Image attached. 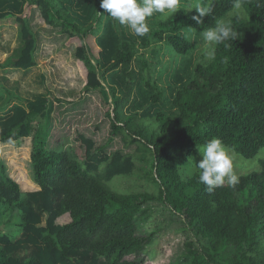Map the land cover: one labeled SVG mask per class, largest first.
Wrapping results in <instances>:
<instances>
[{
  "label": "trees",
  "instance_id": "trees-1",
  "mask_svg": "<svg viewBox=\"0 0 264 264\" xmlns=\"http://www.w3.org/2000/svg\"><path fill=\"white\" fill-rule=\"evenodd\" d=\"M233 4L212 0L211 14L199 25L191 19L198 15L196 10L180 9L159 22L138 46L110 21L97 36L104 11L100 0H0V21L14 18L23 45L0 69L29 71L37 66V38L24 15L26 7H35L46 25L58 28L75 45V59L84 73L83 92L107 84L111 100L105 112L110 138L97 149L91 139L78 135L70 147L49 150L44 97L27 101V109L19 108L11 123L0 128L3 145L31 138L29 159L38 187L23 194L0 159V226L16 224L20 230L13 238L0 234V264H131L124 259L140 253L148 242L136 235L135 219L151 202L163 203L182 217L183 228L194 239L185 246L186 264H264V160L260 172L240 176L235 188L225 182L211 193L198 182L199 172L183 181L177 164L180 156H195L197 148L213 138L246 160L264 149V0H241L246 18L234 16L229 22L238 31L237 40L228 41L227 47L218 45L208 64L176 75L167 110L158 104L162 96L164 100L162 89L142 78L154 90L151 108L143 110L142 117L153 119L155 130L135 123V111L143 107L138 102L133 114L124 116L118 96L128 82L122 74L131 64L139 61L145 67L140 48L164 44L171 54L189 57L196 45L186 34L214 27L234 10ZM90 37H97V49ZM138 93L146 103L147 94L140 88ZM118 136L123 148L135 146L134 154L105 152ZM139 153L140 162L150 165L146 176L157 194L112 191L107 183L130 176ZM43 214L47 218L39 226ZM66 214L69 222L57 225ZM218 243L231 244L234 258L221 260Z\"/></svg>",
  "mask_w": 264,
  "mask_h": 264
},
{
  "label": "rangeland",
  "instance_id": "rangeland-1",
  "mask_svg": "<svg viewBox=\"0 0 264 264\" xmlns=\"http://www.w3.org/2000/svg\"><path fill=\"white\" fill-rule=\"evenodd\" d=\"M211 1L181 0L180 9L195 10H189L188 5L194 7L199 3L208 6ZM24 15L29 19L31 29L37 38L35 53L37 66L29 71L0 69V128L11 123L19 108L27 109V101L44 97L48 101L49 150H64L70 147L75 144L78 135L91 139L95 149L104 146L110 138L109 122L105 117L106 110H110V106L106 103H111L107 94V84H102L99 91L85 94L83 92L84 73L78 67L75 59V45L70 43L67 36L61 34L58 28L46 25L35 7H26ZM234 16L246 18L242 8L239 10L234 8L221 21L229 23ZM107 21L114 24L125 36L135 39L137 45L140 46L142 38H146L152 30L156 29L159 22L165 21V19H161L160 14H154L153 17L147 18L149 33L144 37H136L131 35L126 27L119 25L117 21L108 16L107 11L104 10L102 27H100L97 36H100ZM186 37L196 45V50L186 58L171 54L164 44H154L145 50L139 49V55L144 56L145 67L139 61H134L129 71L122 74L128 81L123 85L122 93L118 92L123 103L121 111L124 116L133 114L136 109L134 104L138 102L143 107L135 111L137 113L135 123L141 124L149 130H155L154 120L142 117L143 110L151 108V96L154 93L152 88L149 89L145 86L142 78L154 81L162 89L164 100L162 96L158 104L162 103L160 106L163 105V108L167 110V100L170 98L171 91L177 87L175 76L181 72L184 74L185 71L187 74L192 73L198 64H208L209 60L205 58L206 49L203 47L200 34L189 33L186 34ZM96 38H89L93 49H97ZM20 47L19 28L14 18L0 21V65L8 59L15 58ZM91 62L95 66L92 60ZM139 88L147 94L144 95L146 103H142L139 97ZM15 97L21 100H16ZM30 150L31 138L19 139L8 145L0 143V159L6 167V173L26 195L38 191V187L32 180ZM226 150L232 159L233 171L238 177L252 172H260V162L264 160V149H261L254 158L249 160L228 148ZM115 151L122 154H134L135 146L123 148L121 137L118 136L113 138V141L105 148L107 154ZM139 157L140 153L134 158L135 167L130 176H117L107 183L112 191L121 194H157V188L151 182L150 177L146 176V173L150 171V165L141 163ZM201 160L202 155L198 148L195 156L184 154L178 158L179 175L183 181L198 173L195 165ZM141 210L142 212L135 219L136 235L148 239V242L140 253L126 257L124 260L131 264H186L188 258L185 246L194 239L190 232L183 228L182 217L160 202L148 203ZM46 218L47 214H43L39 226L44 225ZM14 222L18 223V221ZM68 222L67 214L56 220L57 225H65ZM17 227L16 224H12L10 227L0 226V234L13 238L20 234ZM217 249L221 260L229 261L234 258V247L231 244L218 243Z\"/></svg>",
  "mask_w": 264,
  "mask_h": 264
},
{
  "label": "clouds",
  "instance_id": "clouds-1",
  "mask_svg": "<svg viewBox=\"0 0 264 264\" xmlns=\"http://www.w3.org/2000/svg\"><path fill=\"white\" fill-rule=\"evenodd\" d=\"M233 7L241 9V0H234ZM100 8L106 10L108 16L119 25L126 27L131 35L144 37L150 30L147 18L160 14V18L166 20L180 10L181 0H100ZM188 8L198 13L191 17L198 25L203 24V18L212 12L210 6L199 3L194 7L188 5ZM200 37L206 49L205 58L212 61L215 59L216 47L221 44L227 47L228 41L237 40L238 31L230 23L217 21L214 27L200 32ZM198 151L202 155V160L195 165L199 172L198 182L205 186L207 192H213L225 182L232 188L240 183L233 171L232 159L219 138L209 140Z\"/></svg>",
  "mask_w": 264,
  "mask_h": 264
},
{
  "label": "crops",
  "instance_id": "crops-1",
  "mask_svg": "<svg viewBox=\"0 0 264 264\" xmlns=\"http://www.w3.org/2000/svg\"><path fill=\"white\" fill-rule=\"evenodd\" d=\"M22 46H23V45H22V42H21V47H20L19 51L21 50ZM19 51H18V53H19ZM18 53H17V54H18Z\"/></svg>",
  "mask_w": 264,
  "mask_h": 264
}]
</instances>
